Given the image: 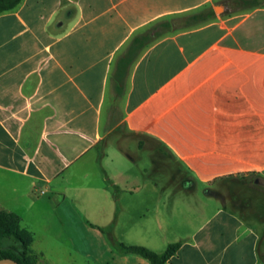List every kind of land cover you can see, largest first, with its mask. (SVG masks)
<instances>
[{
	"label": "crops",
	"instance_id": "1",
	"mask_svg": "<svg viewBox=\"0 0 264 264\" xmlns=\"http://www.w3.org/2000/svg\"><path fill=\"white\" fill-rule=\"evenodd\" d=\"M231 1L22 0L0 15V212L34 253L150 264L117 250L112 226L158 253L182 242L169 264H263L264 222L221 208L184 237L163 173L138 169L154 140L202 185L264 178V5L216 13ZM208 9L201 25L153 31Z\"/></svg>",
	"mask_w": 264,
	"mask_h": 264
},
{
	"label": "rangeland",
	"instance_id": "2",
	"mask_svg": "<svg viewBox=\"0 0 264 264\" xmlns=\"http://www.w3.org/2000/svg\"><path fill=\"white\" fill-rule=\"evenodd\" d=\"M245 8L246 4L232 0L231 4H227L224 13H216L226 16L231 11H241ZM147 142L151 146L150 155L145 152L140 154L138 169L163 173V182L167 183L169 191L168 222L176 225L184 237L195 231L221 208L236 211L242 218L250 221L264 222V178L259 179V184H256L255 177H239L202 185L192 178L185 167L167 154L161 144L154 140ZM174 189L179 191L176 195H172ZM126 221L125 213L123 222ZM7 244L6 242L5 245ZM35 257V264H51L41 255Z\"/></svg>",
	"mask_w": 264,
	"mask_h": 264
},
{
	"label": "trees",
	"instance_id": "3",
	"mask_svg": "<svg viewBox=\"0 0 264 264\" xmlns=\"http://www.w3.org/2000/svg\"><path fill=\"white\" fill-rule=\"evenodd\" d=\"M22 0H0V15L14 10ZM239 3L246 4L247 8H254L264 5V0H239ZM216 13L214 9L202 10L178 19L166 20L158 24L153 31L156 36L170 33L178 29H186L201 25L213 18ZM148 40L149 36L144 37ZM155 37H151L152 41ZM135 39L134 43H138ZM112 185V184H111ZM115 197L118 195V188L113 186ZM107 233L114 247L121 253H131L148 260L150 264H169L173 256L177 254L182 246V242L170 244L163 253L155 252L145 246L126 245L117 240L112 233V226L108 229L102 228ZM8 243L5 245V243ZM33 236L28 231L21 228L20 218L12 213L0 212V260L12 259L18 264H35L36 253L32 250Z\"/></svg>",
	"mask_w": 264,
	"mask_h": 264
},
{
	"label": "water",
	"instance_id": "4",
	"mask_svg": "<svg viewBox=\"0 0 264 264\" xmlns=\"http://www.w3.org/2000/svg\"><path fill=\"white\" fill-rule=\"evenodd\" d=\"M216 11L217 13L221 14L225 11V8H223L222 6H217ZM0 264H18V263L12 259H3V260H0Z\"/></svg>",
	"mask_w": 264,
	"mask_h": 264
}]
</instances>
